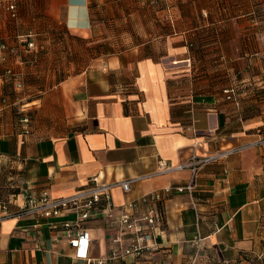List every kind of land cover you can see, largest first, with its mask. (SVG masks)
<instances>
[{"label": "crops", "instance_id": "obj_1", "mask_svg": "<svg viewBox=\"0 0 264 264\" xmlns=\"http://www.w3.org/2000/svg\"><path fill=\"white\" fill-rule=\"evenodd\" d=\"M107 22L108 53L77 62L75 40L106 34ZM263 137L264 0H0V196L13 209L30 195L68 197L96 176L124 181L160 159ZM191 181L193 194L165 195L152 248L114 264H264V146L196 177L184 170L117 189L116 216ZM147 211L141 203L135 216ZM73 219L4 221L0 264H86L61 230ZM87 227L90 255L106 257L119 229L101 217Z\"/></svg>", "mask_w": 264, "mask_h": 264}, {"label": "built area", "instance_id": "obj_2", "mask_svg": "<svg viewBox=\"0 0 264 264\" xmlns=\"http://www.w3.org/2000/svg\"><path fill=\"white\" fill-rule=\"evenodd\" d=\"M10 10L14 18H17L16 7L11 6ZM33 48L34 45L30 44ZM5 49V47H3ZM237 90L229 89L225 92L228 99L236 98ZM24 124L27 126V133L30 130V119L24 117ZM264 146V139L255 143L244 144L242 146L231 147L227 150L213 151L211 154L198 155L193 153L182 163H172L165 159L158 161L154 172L147 175L128 178L124 181H111V183L101 182L99 177H93L89 185L79 188L74 194L68 197H51L48 193L41 197L30 195L23 206L13 209L11 202L5 201L0 196V225L12 218L22 219L24 217H35L37 219H52L71 213L73 220H68L62 224L61 230L69 241L70 245L76 249L75 258L85 261L86 264H114L132 255L137 258L143 257L144 253L152 248V242L156 237V230L160 228L166 217L159 206L164 201L165 195L170 194L174 189L179 193L193 194L197 187L193 181L185 186L170 187L165 192H156L146 195L141 202L135 200L127 202L118 216H116V204H114L113 193L121 189L125 194L132 191L134 185L143 181L152 180L157 177L170 176V174L188 170L193 177L199 173L203 167L219 162L236 154H242L246 150ZM141 203L148 206V211L140 217L135 216ZM103 218L119 229L120 235L113 239V249L106 256L99 259L90 255L91 237L88 230V223ZM129 234L128 240L125 235ZM264 260V255L257 257Z\"/></svg>", "mask_w": 264, "mask_h": 264}, {"label": "rangeland", "instance_id": "obj_3", "mask_svg": "<svg viewBox=\"0 0 264 264\" xmlns=\"http://www.w3.org/2000/svg\"><path fill=\"white\" fill-rule=\"evenodd\" d=\"M117 20H120V19H117ZM111 21H112V19H110V22ZM124 24H127V23H124ZM118 25L119 26H117V27H116V24L114 25L116 27V29L117 28L122 29L123 25L122 24L121 25L118 24ZM106 28H108V32L106 34L95 36V39L93 38L92 40H89V43H88V41H81L80 39L75 40L74 57L76 58L77 62L79 61L82 63L84 60L87 62L89 55H90V58L92 59L94 57V55L97 53H100L103 51L108 53L109 50H102V48L105 44L107 45L110 43H115L114 42L115 39H114V34H113V32H114L113 24L107 22ZM30 44H33V43H30ZM30 44H29V46H30ZM1 47L7 48L6 45L1 46ZM112 52H114V51H112ZM237 96H238V93L236 94V98L234 100H236L238 98ZM263 139H264V137H263Z\"/></svg>", "mask_w": 264, "mask_h": 264}]
</instances>
